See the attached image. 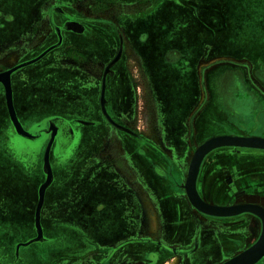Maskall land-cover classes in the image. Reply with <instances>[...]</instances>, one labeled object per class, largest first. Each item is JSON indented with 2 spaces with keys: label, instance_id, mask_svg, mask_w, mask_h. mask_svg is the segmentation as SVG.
Listing matches in <instances>:
<instances>
[{
  "label": "flooded vegetation",
  "instance_id": "flooded-vegetation-1",
  "mask_svg": "<svg viewBox=\"0 0 264 264\" xmlns=\"http://www.w3.org/2000/svg\"><path fill=\"white\" fill-rule=\"evenodd\" d=\"M155 2L0 0V75L9 78L23 128L30 125L44 134L46 143L54 135L52 183L59 179L63 185L61 193L53 191L52 183L45 191L43 239L37 244L46 246L22 254L19 247L16 254L1 242L0 264H172L176 257V264H222L260 238L263 225L256 215L210 216L195 209L186 195L191 159L210 136L200 141L194 120L181 128V114L167 105L159 108L131 32L120 25L143 18ZM4 95L0 83V101ZM208 99L204 96V103ZM143 110L149 112L145 119L153 126L150 134L138 126ZM192 118L198 120V115ZM57 150H64L66 157L77 153L63 159ZM252 151L226 147L206 154L196 178L201 199L226 206L211 198L219 193L217 184L224 186L221 197L234 183L239 185L235 198H243L236 205L264 209V184L245 179ZM54 167L64 168L63 174L55 176ZM24 173L29 178L37 173L32 161L20 168L19 176ZM7 178L0 175V181ZM201 182L213 184L202 193ZM94 192L112 198L95 213L90 202ZM24 194L14 201L34 215L36 206L25 207V201L37 200V192ZM0 209L6 217L13 207L3 202ZM104 213L113 216L106 229L99 220ZM154 215L158 222L153 225ZM55 234L59 237H48Z\"/></svg>",
  "mask_w": 264,
  "mask_h": 264
},
{
  "label": "crops",
  "instance_id": "crops-1",
  "mask_svg": "<svg viewBox=\"0 0 264 264\" xmlns=\"http://www.w3.org/2000/svg\"><path fill=\"white\" fill-rule=\"evenodd\" d=\"M152 1L156 2L152 5L147 15L141 19L125 21L120 23V25L130 30V36L135 48L143 58L147 71L151 73L153 79L155 78L154 82L159 86L161 99H165L167 107L169 106L173 112L183 116L184 109L187 107H189V114H191L200 106L199 118L208 120L213 126L222 127L218 132L207 135L210 136L209 138L223 135L264 138V97L261 95V91H264V57L257 54L255 63L251 60H237L228 56H215L206 59L208 51L216 45V42L212 41L213 38L220 39L223 37L225 43V39L228 38L230 40L232 37H237L239 33L243 32L244 26H250V23L255 19L257 33L259 31L264 33V22L262 24L258 22V18L264 16V6L261 8V12L253 15L250 19H246L245 15L253 12L250 10L251 0ZM260 14L262 16L258 17ZM262 38H264V35ZM223 59H229L231 62L233 60V63L241 66L239 68L240 72L230 70L229 68L217 71V65L223 63ZM235 75L239 77L236 80L234 79ZM202 83L205 87L207 86L209 92V99L206 103L203 101L202 91L198 95L194 91L193 93H196V96L190 93L191 84H197V88H201ZM233 89L235 90L234 99L238 101L235 102L237 104L241 101V94L244 95L243 97L251 96L249 119H246L239 113L238 105L234 106L231 103L233 98L227 96V93L232 92ZM244 89L248 93H242ZM186 104L188 105L187 107ZM12 106L19 125L28 137L17 133L12 124L4 95V100L0 101V108L3 111V115H0L1 168L6 165L23 168V164L28 162V160L31 161L28 152L33 150L35 146H40L42 147V156L51 140L50 137L46 143V136L31 129L30 125L29 128L24 129L16 114L13 98ZM221 109L228 113L220 115L218 112H221ZM15 138H20L24 143H27L29 150L20 155L18 153L19 144L13 142ZM44 140L45 142L43 143ZM50 154L49 165L51 167L53 162H51ZM58 154L57 152L56 155ZM248 155L252 157L247 159L245 179L258 185L260 183L264 184V152L262 150H255L248 153ZM61 157L64 156L61 155ZM32 162L33 168L36 167L38 173L40 167L39 160ZM41 164L43 166L42 159ZM65 164L64 162V166ZM10 176H8L9 179L7 180H1L0 185L7 182L10 187L17 188V181L13 183V176ZM44 180L45 177L43 182ZM40 182L37 184V195ZM258 189L260 190L259 186ZM246 204L250 203H244L243 205ZM24 210L29 211V209L25 208ZM2 213L3 211L0 209V230L6 229L5 226L17 220V216L13 211L11 215H8L9 213L6 212V214L8 213L6 217ZM29 215H31L29 221L27 219L24 220L27 224L30 222V225L35 230V213L34 215L33 213H29ZM0 245H2L1 242ZM16 254H18V251ZM175 260L177 262L178 257Z\"/></svg>",
  "mask_w": 264,
  "mask_h": 264
},
{
  "label": "rangeland",
  "instance_id": "rangeland-1",
  "mask_svg": "<svg viewBox=\"0 0 264 264\" xmlns=\"http://www.w3.org/2000/svg\"><path fill=\"white\" fill-rule=\"evenodd\" d=\"M251 1H252V4H251L250 10H252L253 12L246 14L245 15L246 19H250V18L253 17V15L258 14V12H261V8L264 6V0H251ZM250 10H248V11H250ZM261 16H262V14H260L258 17H261ZM258 22L260 24H262L264 22V16H262L261 18H258ZM250 24H251L250 26L249 25H245L244 29H242L243 32L241 34L239 33L237 37H232L230 40H228V38L225 39V43H224L223 37H221L220 39H214L213 38L212 41H215L216 45H215V47H212V49H210L208 51L206 59H208L210 57H215V56H228V57L236 58L237 60H241V59L242 60L245 59V60H248V61L251 60V61H253L255 63V60H256L255 57H256L257 54L262 55V57H264V38H262L264 33H261V31H259V33H257V31H256L257 30L256 19L253 20V22L250 23ZM223 60H224L223 63H220V64L217 65L218 66L216 68L217 71L226 70V69H223V68H227V69L229 68L230 70L237 71V72L239 71V68L241 66L236 65L235 63H233L234 62L233 60H232V62L229 61V59H223ZM237 75H235V78H234L235 80L239 78ZM148 78H149V81L151 83V88L153 89V91L157 95V99H158V102H159V108L163 111V108H165V105H166L165 99H163V98L161 99L159 86L155 84V82H154L155 78L154 79L152 78L151 73H149ZM194 91L197 93V95L199 94L200 91H202L203 100H204V96L209 95L207 86L205 87L203 83L201 84V88H197V84H194V85L191 84L190 93H192L193 96H196V93H193ZM234 93H235V90L233 89L232 92L230 91V92L227 93V96L233 98V101L231 99L230 100H231V103L234 106L238 105V108H239V111H240L239 113L243 117H245L246 119H249L250 111H251L250 101L252 100L251 96L249 95V97H246V96L243 97L244 95L241 94L242 95L241 96V101H239V104H237L235 102H238V101H235ZM242 93H248V92H245V89H244V90H242ZM190 102H191V100H190ZM187 106L188 105L186 104V107ZM198 108L195 109L191 114H189V107L184 109L183 117H182V120L180 122V127L182 128V125H183V128L184 127L185 128H187V127L189 128L191 126L193 120H194L195 123L198 125V129H199V134H198L197 138L200 141H202L206 137H208L207 135L218 132L220 130V128H222V127L213 126V125L210 124V122L208 120H205L204 118L203 119L199 118L201 108H199L200 111L197 112ZM144 109L148 110L146 107ZM160 109H159V112H160ZM143 111H144L145 115L142 116V119L140 117V123H138V126L141 129L142 133L145 132V134H146L147 132L149 133V131L151 133L150 129H152L153 126H152V128H150L149 125L151 123L148 120L145 119L147 117V114L149 115V112L145 113V110H143ZM218 113L221 115V114H226L228 112L221 109V112H218ZM193 115H196V117L198 115V118H197L198 120H195V118L193 119L192 118ZM146 122H147V126L146 127H142V125H144V123H146ZM153 125H154V127L158 128L156 124H153ZM182 130H184V129H182ZM152 133L154 134L153 131H152ZM13 142L16 143V144H19L18 145V153L20 155H22L21 153L26 152V151L29 150L27 143H24V141L20 140V138H15L13 140ZM25 142H27V141H25ZM44 142H45V140L43 141V143ZM42 144H41V146H42ZM31 148H32V146H31ZM221 148H226V147H221ZM227 148L239 149V150L244 149V148H233V147H227ZM217 149H219V148H217ZM191 151H192V149H191ZM58 152L62 153L64 158L70 157V159L75 158L74 155L77 153L76 150H74L73 154H71L69 152L68 156L66 157V154H65L64 150H58ZM41 154H42V147H40V146H35L34 149L30 150V152H29V158L31 159V161H38L39 160V162H40L39 163L40 167L38 169V173H36V175H33V178H29L26 175V173H24V175H22V176H19L20 175L19 174L20 167L15 168V167H10V166L6 165V166H3L0 169V175H4L6 178H7V176L12 175L13 176L12 182L15 183L14 181H17V188L16 187L14 188L12 186L10 187L8 184L6 185V187H7L6 188L3 183L0 186L4 190L3 191L4 192L3 196L0 195V196H2L4 198V200H2V201L0 199V206L3 207V202H4L8 206H10L11 208L13 207L12 211L17 216V220L16 221H13L8 226H5L6 229L3 228L2 230H0V242L8 243L7 245L10 246L9 248H15V250H16V245L22 244V243H26V242L32 240L33 238H35L37 236L36 231H35L36 235L35 236L33 235L34 231L32 232V228L33 227H32V225H30V222L27 224V222H25V220H24V219H27V221H29V219L31 218V215H29V211L27 212V211L24 210V203H22L21 205L18 206V203L17 204L15 203L16 201H14L13 197H16L15 199L17 200V198H20L19 195L22 192L25 193L24 195H26L27 191L29 192V194H30V191L31 192L33 191V194H34V192L35 193L37 192V189H38L37 184L39 183V181H41L40 182V186L44 183L43 179L45 177V172H44L43 166L41 164V159H42V163H43L44 153H43L42 156H41ZM190 154L191 153L188 152V154L186 155V159L189 160V158H191ZM42 171H43L44 176L42 174ZM53 171L55 173V176L58 177V176H60L61 173L63 174L64 168L54 167ZM51 172H52V170H51ZM17 175H18V177H17ZM52 175H53V173H52ZM7 179H9V178H7ZM79 180L80 179H78V181ZM52 184H50V185H52ZM212 184L211 183L207 184L206 182H201L198 186H199L200 191L203 193V191L205 192V191L210 190V187H211ZM53 185H54L53 186V188H54L53 191L55 190V191H57L59 193L63 192L62 191L63 185L60 184V180L59 179H56V181L54 182ZM216 188H217L216 190L219 193L216 192L215 193L216 197L215 198L214 197L211 198V200H213V201L224 203L226 206H228V205L234 206V205H236L237 201H240V200L243 199V198L242 199L235 198L236 197L235 193H237V191L239 190V185L235 186V184L233 183L232 186H230L229 189H228L229 191L227 193V196H221V197H220V194H221L220 190H222L224 188L223 184H220V183L217 184ZM49 191L50 190L48 189L47 192H49ZM51 191H52V189H51ZM45 193H44V196H45ZM22 198H23V194H22ZM110 199H112V198H107V197L104 196V194H97L96 192H94L91 195V200H90V202L93 203V212L94 213L96 212V208L100 207L102 202H106L107 203L108 201H110ZM43 200H44V198H43ZM59 203H61L60 200L57 201V203H55L54 205L57 207ZM37 205H38V198H37V200L35 198L33 201L32 200L30 201V199L25 201V207H32L34 209V207L35 206L37 207ZM4 207H5V205H4ZM44 212H46V209L43 211V213ZM94 215L97 216V214H94ZM113 215H115V214H113ZM41 218H42V215H41V210H40V225H41V222H42ZM44 218H47V215H45ZM101 219H102V222H100V224L103 225L104 229L107 228L106 226H110L111 227L113 216L110 215V213H104L101 216L99 215V220H101ZM155 219H157V221ZM151 222L153 223V225L157 224V222H158L157 215H154L152 217V221ZM143 225L146 226V223L143 222ZM148 228L150 230L153 229L150 226ZM41 229H42V227H41ZM149 236H152V233H150ZM42 237H43V234H42ZM48 237H50V238H53V237L56 238L57 237L58 238L59 236H57L55 234L53 236H48ZM5 239H7V240H5ZM37 243L38 242L28 244L27 246H23L22 248H20V254L25 253V252L34 251L37 248L43 249L46 246L45 244H37ZM57 243H59V242H57ZM250 247H248L247 249H249ZM261 259H262V261L260 262V264H264V256ZM176 263L177 262L175 260L172 264H176Z\"/></svg>",
  "mask_w": 264,
  "mask_h": 264
},
{
  "label": "water",
  "instance_id": "water-1",
  "mask_svg": "<svg viewBox=\"0 0 264 264\" xmlns=\"http://www.w3.org/2000/svg\"><path fill=\"white\" fill-rule=\"evenodd\" d=\"M0 83L3 84L5 88V97L7 101V107L11 117L13 126L15 127L19 135L28 137L25 134L21 126L19 125L12 106L11 98V89L9 85L8 76L0 75ZM52 135L51 140L45 150L44 159H43V169L45 172L44 183L40 186L38 190V205L35 211L34 218V227L37 233V236L32 240L17 245L16 252L20 246H27L31 243L40 242L42 237V229L40 225V210L43 204L44 193L48 186L52 182V172L49 165V154L51 145L53 142ZM221 147H233V148H244V149H255L264 151V138L259 137H241V136H232V135H223V136H214L204 141L195 151L190 166L188 169V174L185 182V191L186 195L189 198L191 205L197 209L199 212L210 215V216H220L227 217L230 215L239 214L241 212H249L256 215L261 219L263 229L260 238L258 241L253 244L249 249L239 253L233 258L223 262L222 264H255L264 256V209L256 205H234V206H216L204 202L199 196L196 189V178L198 175L199 166L203 157L208 154L210 151L215 150Z\"/></svg>",
  "mask_w": 264,
  "mask_h": 264
},
{
  "label": "bare ground",
  "instance_id": "bare-ground-1",
  "mask_svg": "<svg viewBox=\"0 0 264 264\" xmlns=\"http://www.w3.org/2000/svg\"><path fill=\"white\" fill-rule=\"evenodd\" d=\"M204 158V157H203ZM202 161V160H201ZM188 197V196H187ZM189 199V198H188ZM242 213H246V212H241L239 214H242ZM239 214H235V215H239ZM235 215H230V216H235Z\"/></svg>",
  "mask_w": 264,
  "mask_h": 264
}]
</instances>
